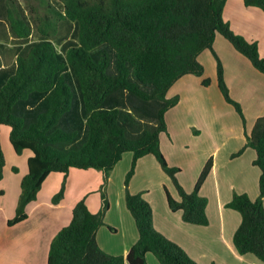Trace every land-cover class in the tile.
<instances>
[{"label": "trees", "instance_id": "16d2710c", "mask_svg": "<svg viewBox=\"0 0 264 264\" xmlns=\"http://www.w3.org/2000/svg\"><path fill=\"white\" fill-rule=\"evenodd\" d=\"M57 1L62 11L47 4L43 15L32 11L28 19L12 7L15 0H0L17 49L12 66L0 65V137L5 126L13 152H31L15 215L6 225L27 219L25 208L36 199L50 173L63 174L51 198L52 204H58L70 169H94L103 175L100 209L90 212L84 198L75 203L70 222L49 244L47 264H148V253L159 264H197L154 229L151 206L141 193L131 194L128 185L137 160L152 155L178 196L174 199L164 188L169 209L180 211L185 223L207 225V200L199 189L211 170V159L187 192L177 179L180 168L170 166L161 152L159 136L167 131L165 113L179 100L167 97V91L185 75L202 77L204 69L197 57L208 50L215 60L218 90L241 119L246 138L231 157L249 147L255 152L252 164L260 171L255 200L233 193L225 204L241 218L232 243L239 255L252 254L264 263V116L255 120L249 132L245 130L241 105L230 96L222 63L213 49L215 36L226 39L262 74L264 60L255 42L235 34L223 20L226 0ZM243 5L264 12V0H243ZM61 23L72 30L55 44ZM33 34L36 40H31ZM209 83L202 78V86ZM126 152L132 154V161L124 179V203L138 238L125 256H115L99 247L96 233L105 225L109 208L108 176ZM5 165L0 142V181Z\"/></svg>", "mask_w": 264, "mask_h": 264}, {"label": "crops", "instance_id": "0c3cea01", "mask_svg": "<svg viewBox=\"0 0 264 264\" xmlns=\"http://www.w3.org/2000/svg\"><path fill=\"white\" fill-rule=\"evenodd\" d=\"M0 11V65L4 68L14 64L17 49L2 5ZM222 18L235 34L255 42L264 60V12L245 7L243 0H226ZM213 49L223 64L230 96L241 105L245 130L249 132L255 120L264 116V74L219 34L215 36ZM197 60L203 66V76L185 75L167 91V97L177 96L179 100L165 113L167 131L160 134L159 144L168 164L180 168L177 179L187 192L192 191L199 173L211 159V170L199 189V195L207 200V225L185 223L180 211L169 209L164 188L174 199L178 196L152 155L137 160L130 192L142 193L152 208L154 229L179 245L197 264H264L252 254L237 253L232 237L241 218L236 211L225 207L233 193L246 194L251 200L257 198L260 171L252 164L255 152L246 147L240 155L231 157L246 143L241 119L218 90L211 52L202 51ZM202 78L210 80L208 86H202ZM18 156L26 164L31 152L25 150ZM131 161L132 154L124 153L109 174L106 190L109 208L103 219L105 225L96 233L99 247L115 256H125L138 238L134 221L125 207L122 184ZM26 172L27 167H24L21 176L13 179L15 186L12 185L9 201H4L8 192L4 186L0 187V264H47L49 244L70 222L75 203L84 198L90 212L100 209L102 173L72 168L58 204H52L51 198L58 192L63 174L53 172L43 181L36 199L26 206L27 219L8 227L6 222L15 215L20 181ZM4 180L5 169L0 183ZM146 261L159 264L150 253Z\"/></svg>", "mask_w": 264, "mask_h": 264}, {"label": "rangeland", "instance_id": "374dc122", "mask_svg": "<svg viewBox=\"0 0 264 264\" xmlns=\"http://www.w3.org/2000/svg\"><path fill=\"white\" fill-rule=\"evenodd\" d=\"M47 4L51 5L53 8H55L59 11H62V5L57 0H15V6H12V7L15 8L16 10H18L23 17L31 19L32 11H36L40 15H43L45 13V8H46ZM17 5H20L19 8ZM71 30L72 29H71L70 25H68L67 23H61L58 27L57 35L53 39L54 43L57 44L59 38L61 39V38L68 37ZM36 39H37L36 34L35 35L33 34L31 36V40H36ZM56 47H57V49H59V45H56ZM6 53L9 54V52H6ZM222 67H223V64H222ZM7 131H9V129L7 127H2V130H1V147H2L3 153L5 155V159H6V165H5L6 167L4 168L5 169V180H4L3 184L0 183V187L4 186V188L6 189V192H8V196H6V198L4 200L6 202L9 201V199L11 198L10 195H12V192H13L12 185L15 186L13 179H15L18 175L21 176V170L24 169V167H26V164L23 163L21 156H18L13 152L8 140H6V138L8 137ZM12 167L18 168L19 173L14 174L12 172V169H11ZM3 175H4V172H3ZM132 178H133V175H132L131 179ZM124 179H125V176H124ZM124 179L122 181L123 182L122 183L123 184V191H124ZM131 179L129 180V185H128L129 192H130V181H131ZM107 183H108V181H107ZM106 190H107V184H106ZM106 194H107V191H106ZM107 198H108V195H107ZM108 201H109V198H108ZM0 227H1V224H0Z\"/></svg>", "mask_w": 264, "mask_h": 264}]
</instances>
